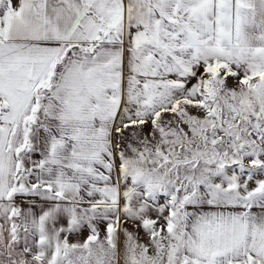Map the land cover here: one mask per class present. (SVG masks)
<instances>
[{
	"label": "snow or ice",
	"instance_id": "snow-or-ice-1",
	"mask_svg": "<svg viewBox=\"0 0 264 264\" xmlns=\"http://www.w3.org/2000/svg\"><path fill=\"white\" fill-rule=\"evenodd\" d=\"M0 264H264V0H0Z\"/></svg>",
	"mask_w": 264,
	"mask_h": 264
}]
</instances>
